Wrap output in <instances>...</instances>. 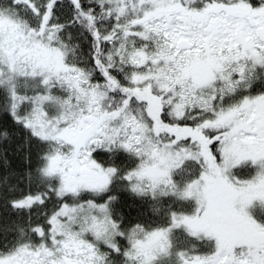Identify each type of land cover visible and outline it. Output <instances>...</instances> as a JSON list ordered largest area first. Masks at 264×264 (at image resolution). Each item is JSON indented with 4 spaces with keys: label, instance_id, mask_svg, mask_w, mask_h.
<instances>
[{
    "label": "snow or ice",
    "instance_id": "1",
    "mask_svg": "<svg viewBox=\"0 0 264 264\" xmlns=\"http://www.w3.org/2000/svg\"><path fill=\"white\" fill-rule=\"evenodd\" d=\"M0 264H264V0H0Z\"/></svg>",
    "mask_w": 264,
    "mask_h": 264
}]
</instances>
